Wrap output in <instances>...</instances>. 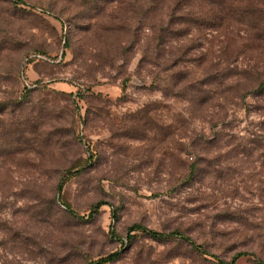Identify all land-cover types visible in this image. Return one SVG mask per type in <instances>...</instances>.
<instances>
[{
    "label": "rangeland",
    "instance_id": "rangeland-1",
    "mask_svg": "<svg viewBox=\"0 0 264 264\" xmlns=\"http://www.w3.org/2000/svg\"><path fill=\"white\" fill-rule=\"evenodd\" d=\"M263 79L264 0H0V264H264Z\"/></svg>",
    "mask_w": 264,
    "mask_h": 264
},
{
    "label": "trees",
    "instance_id": "trees-1",
    "mask_svg": "<svg viewBox=\"0 0 264 264\" xmlns=\"http://www.w3.org/2000/svg\"><path fill=\"white\" fill-rule=\"evenodd\" d=\"M258 90H261L263 89L264 90V79L259 83L258 85ZM60 184H58V187ZM145 232H147L149 235H152V236H157V237H163V236H175V235H179L180 237H183V238H187V236H185L183 233H181L179 230H170V231H158V230H151V229H144ZM130 236V235H129ZM194 246H197L195 243L193 244ZM244 253L239 251V252H236L234 255H233V258L237 257V255L239 254H242ZM118 255V252L117 251H114V252H110L102 257H100V259L96 262V263H101V262H104L106 260H109V259H112V258H115L116 256ZM259 261V260H258ZM261 264L262 261L260 260L259 261ZM217 263L218 264H225L226 263V260L223 259V258H218L217 259Z\"/></svg>",
    "mask_w": 264,
    "mask_h": 264
}]
</instances>
